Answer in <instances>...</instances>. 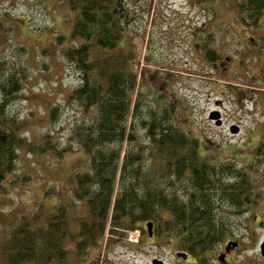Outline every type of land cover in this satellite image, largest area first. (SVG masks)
<instances>
[{
    "label": "trees",
    "instance_id": "trees-1",
    "mask_svg": "<svg viewBox=\"0 0 264 264\" xmlns=\"http://www.w3.org/2000/svg\"><path fill=\"white\" fill-rule=\"evenodd\" d=\"M63 2L73 12L70 32H58L55 49L46 46L43 51L77 73L79 82L64 104L78 108L82 116L61 137L53 126L62 107L51 104L39 141H28L26 123L6 108L20 97L29 75L19 58L0 56V194L22 146L55 158L76 146L86 154L87 170L74 172L67 196L83 211L75 212L63 199L52 214L37 210L22 215L0 234V260L74 264L65 241L73 240L74 258L79 259L100 244L106 230L127 235L147 221L154 222L156 235L176 238L192 253L214 247L230 235L232 217L250 202L253 184L246 168L252 166L208 161L197 138L172 125L169 110L141 97L132 66L135 50L120 44V24L133 21L127 0ZM236 9L243 23L255 27L264 14V0H238ZM202 43L204 56L218 60L212 47Z\"/></svg>",
    "mask_w": 264,
    "mask_h": 264
},
{
    "label": "rangeland",
    "instance_id": "rangeland-1",
    "mask_svg": "<svg viewBox=\"0 0 264 264\" xmlns=\"http://www.w3.org/2000/svg\"><path fill=\"white\" fill-rule=\"evenodd\" d=\"M127 2L133 21L120 24L124 30L120 44L135 50L132 66L138 72L141 97L154 100L157 109L169 110L172 125L196 137L198 150L208 161L228 159L237 167L252 166L246 168L253 184L250 202L231 219L229 238L237 246L227 264H264L260 253L264 242V14L251 27L238 16V0ZM72 17L63 0H0V56L19 58L29 75L20 97L6 112L26 123L23 134L31 143L39 141L51 104L62 107L53 126L61 137L82 116L78 108L64 104L79 82L77 73L60 57L43 51L46 46L55 49L58 32L68 35ZM194 27L200 28L191 33ZM203 41L218 60L204 56ZM214 111L219 124L209 118ZM233 126L237 132L230 131ZM85 170L86 154L76 146L60 158L22 146L14 170L3 181L0 234L24 214L37 210L52 214L63 199L81 213V205H72L67 193L74 172ZM123 234L106 230L100 244L89 247L79 259L74 258L77 248L69 239L65 241L68 259L74 264H88L94 257H98L95 264H151V258H161L173 264L169 235L131 242L130 235L136 233ZM200 259L209 262L208 257ZM0 264L4 263L0 260Z\"/></svg>",
    "mask_w": 264,
    "mask_h": 264
},
{
    "label": "flooded vegetation",
    "instance_id": "flooded-vegetation-1",
    "mask_svg": "<svg viewBox=\"0 0 264 264\" xmlns=\"http://www.w3.org/2000/svg\"><path fill=\"white\" fill-rule=\"evenodd\" d=\"M196 29H199V27H194V29H191L190 32L194 33ZM251 39H255V37H251ZM226 59H229L228 57ZM147 222H144L143 225L141 226V229H137V240H141L142 238H147V239H157L158 237H162V235H156L154 233L155 229V224L153 221H151L152 226H151V234L148 233V230L145 227V224ZM146 230V232H141V230ZM163 236H165L163 234ZM140 237V238H139ZM168 242V247L170 248V258L172 260L173 264H227V258L230 257V254L232 250L237 246V242L235 241L233 244H228V241L233 242L229 237H225L220 243L215 245L212 248L206 249L201 253H192L188 251L187 249L181 248L177 243H176V238H167ZM158 244V243H155ZM160 246V245H159ZM206 257L209 258V262H201L200 258L206 259ZM98 257H94L93 260L88 263V264H95L96 259ZM218 262H215V260ZM160 260L161 264H167V261L161 258H151L150 262L153 264V260ZM212 260V261H211Z\"/></svg>",
    "mask_w": 264,
    "mask_h": 264
},
{
    "label": "water",
    "instance_id": "water-1",
    "mask_svg": "<svg viewBox=\"0 0 264 264\" xmlns=\"http://www.w3.org/2000/svg\"><path fill=\"white\" fill-rule=\"evenodd\" d=\"M218 116H219L218 112L214 111V112L210 113L209 118L210 119H217ZM216 123L219 124L220 120L217 119ZM237 130H238V128L235 126L230 127L231 132H237ZM147 229H148V232L150 234L151 233V223L147 224ZM260 250H261V254L264 255V242L261 243ZM153 264H161V263L159 262V260H153Z\"/></svg>",
    "mask_w": 264,
    "mask_h": 264
}]
</instances>
